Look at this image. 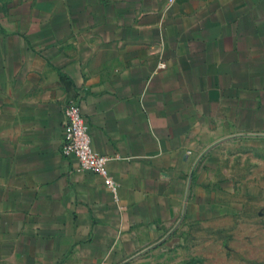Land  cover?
<instances>
[{
    "label": "crops",
    "instance_id": "0c3cea01",
    "mask_svg": "<svg viewBox=\"0 0 264 264\" xmlns=\"http://www.w3.org/2000/svg\"><path fill=\"white\" fill-rule=\"evenodd\" d=\"M69 102L116 201L61 154ZM259 136L264 0H0V264H122L175 226L190 173L183 220L220 217L216 152Z\"/></svg>",
    "mask_w": 264,
    "mask_h": 264
},
{
    "label": "rangeland",
    "instance_id": "374dc122",
    "mask_svg": "<svg viewBox=\"0 0 264 264\" xmlns=\"http://www.w3.org/2000/svg\"><path fill=\"white\" fill-rule=\"evenodd\" d=\"M216 155L218 177L231 189L227 212L183 220L127 264H264V141H226Z\"/></svg>",
    "mask_w": 264,
    "mask_h": 264
},
{
    "label": "built area",
    "instance_id": "2783aa9c",
    "mask_svg": "<svg viewBox=\"0 0 264 264\" xmlns=\"http://www.w3.org/2000/svg\"><path fill=\"white\" fill-rule=\"evenodd\" d=\"M160 64L158 68H163ZM63 138L61 154L64 157H73L76 161V170L79 172H91L100 176L105 188L117 200L118 184L109 175L107 163L116 158L100 155L92 150L88 135V126L81 115L76 102L67 103L62 110Z\"/></svg>",
    "mask_w": 264,
    "mask_h": 264
},
{
    "label": "water",
    "instance_id": "95a60500",
    "mask_svg": "<svg viewBox=\"0 0 264 264\" xmlns=\"http://www.w3.org/2000/svg\"><path fill=\"white\" fill-rule=\"evenodd\" d=\"M238 136H233V137H230V138H227V139H234V138H237ZM252 137H255V136H252ZM259 137H264V136H259ZM226 139V140H227ZM223 141V140H222ZM208 151L205 150L198 158L197 160L195 161L193 167H192V170L195 168L196 164L200 161V159L202 158V156ZM190 179H191V173L188 177V183H187V188H186V192H185V197H184V204H183V207H182V212H181V216L179 218V220L176 222L175 226L172 228V230H170L168 233H167V236L168 237L177 227L178 225L183 221L184 219V215H185V205H186V200H187V196H188V190H189V184H190ZM158 243V242H157ZM156 245V244H154ZM154 245L150 246V247H147L145 248L144 250H142L139 254L127 259L124 263L122 264H127L129 261H131L132 259H134L135 257H137L138 255H140L141 253L145 252L146 250L150 249L151 247H153Z\"/></svg>",
    "mask_w": 264,
    "mask_h": 264
}]
</instances>
